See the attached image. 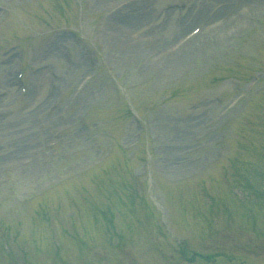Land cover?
I'll use <instances>...</instances> for the list:
<instances>
[{"label": "rangeland", "instance_id": "1", "mask_svg": "<svg viewBox=\"0 0 264 264\" xmlns=\"http://www.w3.org/2000/svg\"><path fill=\"white\" fill-rule=\"evenodd\" d=\"M212 1L0 0V264L259 263L264 90L227 104L264 85V0L182 26Z\"/></svg>", "mask_w": 264, "mask_h": 264}, {"label": "bare ground", "instance_id": "2", "mask_svg": "<svg viewBox=\"0 0 264 264\" xmlns=\"http://www.w3.org/2000/svg\"><path fill=\"white\" fill-rule=\"evenodd\" d=\"M214 1V4H213V6L215 5V3L216 4H223L222 6H226V4L228 5V4H230V3H232V0H213ZM213 1L211 2V4H210V6L207 8V9H199L197 12H195V11H189L188 13H185L184 15H182V19H181V24H182V26H184V28L185 27H187L188 25H189V22H190V16H192V15H197L198 13H200L199 11L201 10V11H206V10H208L207 12L208 13H211L212 14V12H213V10H216L215 8H213L211 5H212V3H213ZM132 4L131 3H129V4H127V6H131ZM117 10V9H116ZM118 11H114V13H113V15L114 14H116ZM146 13H148V11H146ZM195 13V14H194ZM121 19H123L124 20V17H121ZM125 20H127V19H125ZM122 21V20H121ZM223 23H225V20L220 24V26L223 24ZM219 26V27H220ZM183 28V29H184ZM149 41H151V40H149ZM154 41H156V39L154 40ZM157 43V42H156ZM145 44H147V42L145 43ZM144 44V45H145ZM160 44H155L154 46H152V47H149V49L148 50H146V52L147 53H145V56H148V55H150V53H152L153 51H154V49H157V48H159L160 46H159ZM125 47H127V46H125ZM51 53V52H50ZM50 53H48L49 55H50ZM52 54V53H51ZM147 54V55H146ZM180 61H182V57L180 56H178L177 54L175 55H172V56H169V57H167L166 59H165V62H166V64H168V65H172V66H174L175 64H177V63H179ZM32 91H34V92H36L38 95L40 94V97H41V95H45L44 93H45V91L43 90V88H42V84L40 85V83H38V84H36V85H33V87H32ZM47 93H48V89H47Z\"/></svg>", "mask_w": 264, "mask_h": 264}]
</instances>
